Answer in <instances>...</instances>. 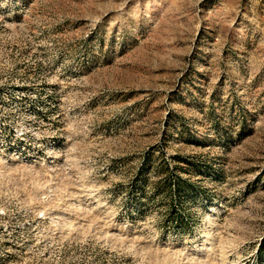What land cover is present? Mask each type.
<instances>
[{
	"label": "rangeland",
	"instance_id": "1",
	"mask_svg": "<svg viewBox=\"0 0 264 264\" xmlns=\"http://www.w3.org/2000/svg\"><path fill=\"white\" fill-rule=\"evenodd\" d=\"M0 264H264V0H0Z\"/></svg>",
	"mask_w": 264,
	"mask_h": 264
},
{
	"label": "trees",
	"instance_id": "2",
	"mask_svg": "<svg viewBox=\"0 0 264 264\" xmlns=\"http://www.w3.org/2000/svg\"><path fill=\"white\" fill-rule=\"evenodd\" d=\"M165 180L167 181V185H163V186L158 185L157 189H159L160 192H162V193L168 192L170 199H174V200L179 199L178 196L182 193L183 190H185L184 185L182 183L171 181L169 177L165 178ZM170 191H173L172 195L170 194ZM171 202L175 203V201H173V200ZM173 203L170 205V208H171L170 210L172 212H174L175 209L177 208L176 204H173Z\"/></svg>",
	"mask_w": 264,
	"mask_h": 264
}]
</instances>
